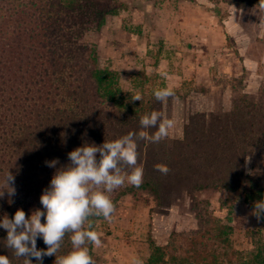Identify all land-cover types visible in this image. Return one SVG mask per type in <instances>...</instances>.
<instances>
[{
  "label": "rangeland",
  "instance_id": "1",
  "mask_svg": "<svg viewBox=\"0 0 264 264\" xmlns=\"http://www.w3.org/2000/svg\"><path fill=\"white\" fill-rule=\"evenodd\" d=\"M80 1L82 21L89 22L82 23L79 42L95 51L98 68L115 73L126 110L135 117L159 111L175 120L156 147L163 161H138L154 191L120 196L125 184L110 194L112 220L94 223L104 242L92 246L95 264H131L133 257L146 264L152 244L181 253L187 236L202 226L199 209L229 225L224 237L237 256L264 255V220L243 200L228 220L221 207L227 193L212 184L232 169L264 172V0ZM165 87L175 98L161 103L153 93ZM138 93L142 100H132ZM140 130L139 123L134 131ZM230 136L239 145L234 154L227 151ZM139 141L144 156L151 142Z\"/></svg>",
  "mask_w": 264,
  "mask_h": 264
},
{
  "label": "trees",
  "instance_id": "2",
  "mask_svg": "<svg viewBox=\"0 0 264 264\" xmlns=\"http://www.w3.org/2000/svg\"><path fill=\"white\" fill-rule=\"evenodd\" d=\"M81 10L80 0H0V190L6 188L8 171L16 189L14 196L5 191L0 198V217L11 218L17 209L27 216L42 207L40 195L56 170L45 161L58 159L59 168L68 163L70 151L85 143L100 145L136 132L141 116L135 117L121 103L115 73L98 68L95 51L79 42L83 24L89 22L82 21ZM234 137L227 140L231 154L239 149ZM249 137L241 143L250 142ZM137 143L138 161H163L165 153L156 148L161 141L147 145L144 156L143 143ZM185 148L194 156L188 144ZM212 184L227 193L221 207L227 208L228 220L239 201L253 208L254 201L264 198V172L249 175L232 169L227 178ZM146 188L154 191L153 182L124 187L118 194ZM199 212L202 226L187 236L186 249L178 253L152 244L146 264H264L259 252L237 256L225 238L229 225L219 224L203 209ZM100 218H91L93 228ZM6 235L0 228V255L9 256L12 264H24L4 247ZM87 246L92 255V245ZM37 247L46 248L42 239ZM71 250L66 235L57 255ZM54 262V256L43 259V264Z\"/></svg>",
  "mask_w": 264,
  "mask_h": 264
},
{
  "label": "clouds",
  "instance_id": "3",
  "mask_svg": "<svg viewBox=\"0 0 264 264\" xmlns=\"http://www.w3.org/2000/svg\"><path fill=\"white\" fill-rule=\"evenodd\" d=\"M155 99L161 103L175 98L172 88L156 89ZM132 100L141 101L138 93ZM141 130L130 132L118 139L104 141L100 145L85 143L70 151L68 163L57 168L58 159L45 161L46 166L56 169L49 185L40 195L41 208L26 216L23 209H17L10 218L0 217V228L7 233L4 247L11 249L24 264H43L44 257L54 256V264H95L90 248L103 245L101 235L93 230L92 217H102L111 221L116 211L110 194L125 184L140 187L143 183L144 169L138 165V140L159 143L169 137L175 127V120L165 117L159 111H151L140 118ZM148 129H155L149 132ZM155 169L167 175L170 169L164 164ZM15 177L8 171L0 190V198L7 191L8 196L16 194ZM252 215L257 220L264 218V198L253 202ZM43 219V222H42ZM70 237L72 250L63 255L60 251L65 236ZM42 239L46 248L37 247ZM0 264H12L9 256L0 255ZM131 264H143L133 257Z\"/></svg>",
  "mask_w": 264,
  "mask_h": 264
}]
</instances>
